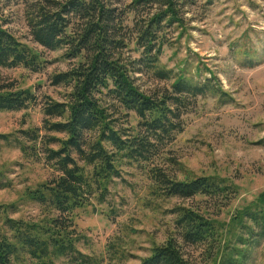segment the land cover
Segmentation results:
<instances>
[{
  "label": "trees",
  "instance_id": "1",
  "mask_svg": "<svg viewBox=\"0 0 264 264\" xmlns=\"http://www.w3.org/2000/svg\"><path fill=\"white\" fill-rule=\"evenodd\" d=\"M24 2L34 42L51 51L63 49L64 59L78 62L52 76V84L67 93L62 102L43 97L42 128L0 135V150L17 147L26 157L43 160L54 171L50 180L28 190L25 196L24 202L40 206L39 220L15 219L19 206L0 204V264H57L60 259H65V264H104L103 259L79 250L78 244L85 237L77 231L74 213L88 207L93 198L104 202L113 180L121 177L124 163L150 167L156 198L204 195L229 199L236 192L220 178L181 180L155 165L183 132V116L194 101L221 92L212 80L196 81L161 66L163 47L171 43L172 31L189 23L187 8L196 0ZM6 25L0 6L1 68L22 67L37 73L49 65L43 53L23 43ZM132 52L138 57L132 58ZM143 72L169 82V88L145 93L136 78ZM1 81L0 111H21L37 104L38 96L29 89ZM130 113L139 119L136 129L122 126L121 121ZM172 214L176 216L174 234L164 244L154 246L140 264H190L185 246L209 245L212 249L219 242L215 221L199 210L177 207ZM232 221L243 233L237 235L243 245L259 244L264 239V206L237 212ZM248 221L254 225L249 226ZM236 249L229 248L232 253L222 264H243L234 261ZM245 253L239 252L243 259ZM126 256L117 248L111 257L122 260Z\"/></svg>",
  "mask_w": 264,
  "mask_h": 264
},
{
  "label": "rangeland",
  "instance_id": "2",
  "mask_svg": "<svg viewBox=\"0 0 264 264\" xmlns=\"http://www.w3.org/2000/svg\"><path fill=\"white\" fill-rule=\"evenodd\" d=\"M0 6L7 20L5 27L50 62L37 73L22 67H0L2 83L29 89L38 96L37 104L26 110L0 111V135L42 128L43 97L62 102L67 93L65 88L52 84V76L68 71L78 60H66L63 49L51 51L34 42L24 0H0ZM186 17L189 23L172 31L171 43L163 47L161 66L196 81L212 80L221 92L193 100L183 116V132L155 165L181 180L217 177L236 192L229 199L204 195L192 199L156 198L152 195L150 167L124 163L121 177L113 180L106 200L93 198L88 207L74 213L77 231L85 237L78 244L79 250L103 259L104 264H140L154 246L164 244L174 234L176 216L172 210L177 207L199 210L213 219L220 231L221 238L212 249L209 245L184 247L190 264H222L233 246L238 248L235 262L264 264V239L259 244L243 245L237 237L243 233L232 221L237 212L264 206L260 203L264 201V0H196L187 8ZM129 55L138 57L136 52ZM136 78L147 94L169 88V82L146 72ZM121 122L124 127L136 129L139 119L130 113ZM53 176V169L45 161L26 157L17 147H3L0 204L19 206L15 219L39 220L40 206L24 202L25 196ZM247 223L254 225L252 221ZM117 248L126 258L112 260ZM244 251L243 259L240 254ZM65 263V259L57 261Z\"/></svg>",
  "mask_w": 264,
  "mask_h": 264
}]
</instances>
